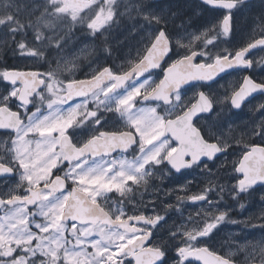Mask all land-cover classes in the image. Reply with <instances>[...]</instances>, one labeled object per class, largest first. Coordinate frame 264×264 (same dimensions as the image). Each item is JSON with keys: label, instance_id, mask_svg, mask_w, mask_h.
Returning <instances> with one entry per match:
<instances>
[{"label": "snow or ice", "instance_id": "snow-or-ice-1", "mask_svg": "<svg viewBox=\"0 0 264 264\" xmlns=\"http://www.w3.org/2000/svg\"><path fill=\"white\" fill-rule=\"evenodd\" d=\"M241 6H246V0H200L209 16L208 27L182 36L169 32V17L142 0L137 14L154 25L146 42L124 64L101 66L86 80H61L59 69L52 68L43 73L0 69V82L5 85L0 93V130L11 138L10 153L0 158V177L17 181L15 188L0 192L4 213L0 216V264H125L129 256L135 264H236L235 253L220 254L209 246L214 230L229 218L230 209L220 207L223 187L219 188L220 201L209 198L210 187L191 196L177 195V201L186 199L207 207L200 209L202 216L199 212V218L190 215L159 239L156 233L166 220L154 205L152 215H146L143 208H133L129 214L120 202L109 206V194L124 196L132 185H147L155 171L172 174L201 165L207 168L202 158L213 160L231 147L219 136L213 140L212 124L205 130L196 126L194 118L212 113L214 104L221 102L199 89L211 88L218 77L223 78L221 74L253 69L252 50H264L262 11L259 38L254 34L246 44L214 51L221 37L232 35L234 10ZM40 7L43 11L32 19L33 10L27 23L14 0H5L0 7V27L12 37L13 53L37 62L45 59L47 46L55 42L61 48L64 40L61 35L48 36L45 30L63 26L68 35L80 26L100 38L121 16L118 0H44ZM29 30L30 41L26 39ZM103 43L100 50L106 52V40ZM179 49H184L182 55ZM174 52L179 58L172 60ZM199 58L203 59L197 62ZM156 69L162 72L158 82L152 78ZM189 90L193 95L186 99ZM253 94L264 96V80L257 82L245 75L224 100L231 108L241 109ZM74 97L83 99L65 109ZM89 100L95 107L88 108ZM142 102L156 103L137 107ZM256 107L261 118L250 133L264 140V103ZM104 113L118 114L123 127L101 130L113 118L105 119ZM85 125L92 135L80 139L78 129ZM240 143L244 150L233 166L235 183L228 190L237 201L242 193L264 189V146ZM118 149L121 155L113 156ZM129 150L134 154L131 160L123 155ZM259 199L260 215L247 225L258 226L264 233V192ZM29 206L37 210L29 211ZM172 207L166 205L164 210ZM240 208L245 205L241 203ZM256 220L261 222L257 225ZM256 253L264 264V239L251 246L244 264L249 260L254 264Z\"/></svg>", "mask_w": 264, "mask_h": 264}, {"label": "rangeland", "instance_id": "rangeland-1", "mask_svg": "<svg viewBox=\"0 0 264 264\" xmlns=\"http://www.w3.org/2000/svg\"><path fill=\"white\" fill-rule=\"evenodd\" d=\"M133 1L134 0H118L120 4L119 12L121 15L124 14L131 16L133 14L132 12L136 11L134 9L135 4ZM136 1H139V3L140 1L142 2V0ZM150 1L152 0H143V2L147 4H149L148 2ZM14 2L20 5L22 12L21 19L25 23L28 22V15L29 13L33 12V10H35V14L31 17L32 19H35L36 16H38L40 12L43 11L40 6L44 3V0H14ZM129 2L130 4L127 5ZM4 3V0H0V7H2ZM122 8L125 9L124 12H122ZM249 25L250 23L247 22L246 28L248 29L249 34H246L240 39H248L258 31L257 29L259 28H257L254 22H252L250 26ZM260 30L261 29H259V32ZM27 34H30V38H32L31 30H29ZM30 38L26 35L27 40ZM16 39H20V37L18 36ZM12 44V37L8 35L6 29L0 27V63L5 58V55L9 51V48ZM227 46L228 44H225L224 46L221 45L220 50L226 49ZM231 49H233V47L229 48V50ZM13 65H18L21 67H36L37 61L18 56V59L13 62ZM238 82L239 78L235 77L230 78L225 82L223 81L218 85L221 109L220 117L213 120L214 126H217V131L214 133V138L219 136L221 139L231 145V147H229L222 156L213 162H205L207 164V168H204V166L201 165V167L187 170L186 172L181 173L179 176L175 175L174 173L165 174L163 171H155L153 175L148 178L147 185H132V191L127 192L124 196H121L117 192L109 194V206L120 202V206L128 209L132 204L135 208L151 210L150 215H152L154 205L155 211L160 215L165 216L166 223L163 221L164 224L160 227L158 233L159 235H162L163 232L166 233V238L168 235V230L172 228L173 225H179L182 222H186L190 215L197 217L198 212L202 216L203 212H201L200 209L202 207H207L206 204H193L190 200L186 199L183 202L177 201V195L181 197L191 196L198 194L202 190L210 187L212 191L209 192V198L214 201H220L221 193L219 192V188L223 187L224 192L222 195L224 199L220 201V207L222 210L225 208V206L230 209L229 218L219 225L218 230H214L209 240V246L220 254L229 252L235 253L233 259L236 261V263L244 264L247 252L251 251V246L264 239V233L260 231L258 226L251 227L247 225V221L249 219H251L253 216L258 217L260 215L262 204L259 197L262 192H264V189L258 187L257 191L253 192L251 195L242 193L238 198V201L231 197L228 190L230 186L235 183V181L231 179L232 176L236 175L232 171L233 166L235 162L241 158L242 152L244 150V144H237V141H243L244 143H255L259 146H264V140L258 136L251 135L250 133V128L253 126V123L258 122L261 118V113L256 107L258 104L250 106L243 116L237 114L231 116L230 110L227 109L228 107L226 106V101L224 100L225 94L230 96L233 89L237 87ZM1 84L2 82H0V93H3L4 91L1 90L3 86ZM70 106L65 104L63 107L66 109ZM116 119L120 120L119 116H117ZM83 130H85L84 126L78 129L79 132H83ZM0 144H2L1 148H3L4 141L2 140ZM16 182L17 181L15 180L4 184V191H7L9 188H15ZM129 184L131 185L132 182H129ZM170 189L174 191L166 195L165 193ZM241 203L245 205L244 209L240 208ZM169 204L173 205V207L165 211V206ZM144 205H149V207L144 208ZM177 208H179V211H177ZM36 210V207L29 209V211ZM181 213L183 214L182 216ZM3 214V211L0 212V216ZM35 219L42 220V217L37 216ZM233 220L236 221L235 224L231 222ZM260 222L261 221L259 220L254 221V223L257 225ZM69 227H71V224H69ZM65 235L68 236L69 233H66ZM94 238H98V236ZM241 246H248L247 250L237 251V249ZM89 251H91V249H89ZM254 255V263L260 264L259 254L256 253ZM252 263V260L248 261V264ZM125 264H128V262L125 261Z\"/></svg>", "mask_w": 264, "mask_h": 264}, {"label": "flooded vegetation", "instance_id": "flooded-vegetation-1", "mask_svg": "<svg viewBox=\"0 0 264 264\" xmlns=\"http://www.w3.org/2000/svg\"><path fill=\"white\" fill-rule=\"evenodd\" d=\"M133 2L135 4L134 9L136 11H133V14L131 16L122 14L117 22L109 29V31L105 32L103 37L97 38L96 36L90 35L86 30V27L84 28V30H81L80 26L73 28L68 35H64L66 32H68V30L63 26H58L51 30H45L46 34L50 37L55 35L64 36V40L61 42V48H57L56 43L53 42L50 46H47L45 48V59L38 61L36 67H21L18 65H13V62L18 59V55H16L15 57V54L12 51L14 45L12 44L9 48V51L5 55V58L0 63V69L5 67H15L21 69L36 70L43 73L48 71L49 68H52L59 69L58 78L61 80H65L66 78L86 80L89 79L91 74L101 66L111 67L113 65L124 64L130 57L136 55L137 50L141 48L146 42L154 27V25L149 26L144 21L143 17L137 14L136 6L140 4L141 1L140 3L136 0H134ZM148 3L152 5L155 10L162 11L169 17L167 23V29L169 32L179 33L182 36L187 33L199 34L200 32H203L206 27H208L209 16L205 14L201 9L200 0H152ZM129 4L130 2L127 3V5ZM124 11L125 9L122 8V12ZM262 11H264V0L246 1V6H241L238 11L234 10L232 21L233 33L228 38L221 37L220 41H218L219 48L214 49V51L220 50L221 45L224 46L225 44H228L226 49L246 44L253 37L252 36L248 39H240L246 34H249L248 29L246 28V23L249 22L251 25L252 22H254L257 28L261 29L258 17ZM259 29H257L258 31L255 33L256 38H259ZM27 36H29V38L31 37L30 34H27ZM31 39L32 38L28 40ZM105 40L108 51L102 52L100 49L105 46L103 43ZM184 43L187 44L188 40L185 39ZM179 52L182 55L184 49H179ZM171 55L172 60L179 58V54L176 52L172 53ZM249 58L254 60L253 69H249L247 71H232L230 75H224L222 79L218 78L217 81L212 84L211 88L205 86L204 88L199 90L205 91L213 97H219L218 85L230 78H239V82L236 88H238L239 84L242 82L243 76L245 75L251 76L257 82L264 80V50H261L260 48L252 50ZM201 59L203 58H199L197 62H199V60ZM172 60H169L168 63H171ZM162 67H167V64L162 65ZM152 78L158 82V80L162 78L161 70H152ZM1 85L3 86L1 90L4 91V83H2ZM192 95V91L189 90L186 94V99L192 97ZM82 99L83 98L81 97L72 99L71 101H68L67 105L72 106L76 103H80ZM260 100L261 103H264V96L256 95L245 102L239 110L231 108L230 102H226V106L228 107L227 109L230 110L231 116L236 114L243 116L250 106L254 104L259 105ZM13 101H15V98L13 99ZM155 103L156 102H142L137 106H151ZM11 106L12 110L15 111V103H13ZM93 107H95V104L91 100H89L88 108L91 109ZM220 109L221 102L214 104V111L212 113L200 114L199 119L194 118L196 126L207 130L208 125L212 124V132L213 134L216 133L215 131H217V126H214L213 120L220 117ZM217 114H219V116H217ZM110 116L113 118L109 120V123L105 126V128H102L101 130H114L116 128L123 127V122L116 119V117L119 116L118 114L104 113L105 119ZM84 128L85 130H83V132H80V139H87L92 135V131L86 125L84 126ZM214 136L213 140L215 139ZM2 140L4 141V146L3 148H1L2 144H0V158H5L10 153L11 148V138L5 133V131H0V143ZM112 155L119 157L121 155L120 150L118 149ZM123 155L128 160H131L133 159L134 154L131 150H129V152L124 153ZM54 174L62 175L63 173H56V170H54ZM12 181L15 180L5 178L0 179V192H4V184ZM133 208L135 207L131 204L128 208L129 214H131V210ZM2 211L3 210H0V212ZM144 212L146 215H150L151 210L146 209L144 210ZM163 224L164 222L162 221L161 225ZM156 236L157 238H165L166 233L163 232L162 235H159V233L157 232ZM125 261H131L132 264H134L131 256L127 257Z\"/></svg>", "mask_w": 264, "mask_h": 264}, {"label": "water", "instance_id": "water-1", "mask_svg": "<svg viewBox=\"0 0 264 264\" xmlns=\"http://www.w3.org/2000/svg\"><path fill=\"white\" fill-rule=\"evenodd\" d=\"M157 1H160V0H157ZM246 1H250V0H246ZM257 49H259V48H257ZM254 50H256V49H254ZM221 76H224V74H221ZM219 78V77H218ZM217 78V79H218ZM256 95H259V94H253V96L252 97H254V96H256ZM252 97H249L248 98V100L249 99H251ZM76 98H79V97H74L73 99H76ZM247 100V101H248ZM247 101H245V102H247ZM235 110H239V109H235ZM0 131H5V130H0ZM225 153V152H224ZM224 153H219V154H217V158L218 157H220V156H222ZM217 158H214L213 160H208L207 158H202L203 160H204V162H213L215 159H217ZM190 170V169H189ZM184 171H187V170H182V172H184ZM173 172H174V170H173ZM175 173V172H174ZM176 175H179V174H181V173H175ZM0 179H3L2 177H0ZM193 203V202H192ZM197 203H199V202H197ZM33 208H35V206H29V209H33ZM69 224H71V221H69ZM132 258V257H131ZM134 261V260H133ZM194 263H197V264H200V262H198V261H193ZM134 264H135V261H134ZM237 264V263H236ZM253 264V263H252ZM254 264H257V263H254Z\"/></svg>", "mask_w": 264, "mask_h": 264}, {"label": "bare ground", "instance_id": "bare-ground-1", "mask_svg": "<svg viewBox=\"0 0 264 264\" xmlns=\"http://www.w3.org/2000/svg\"><path fill=\"white\" fill-rule=\"evenodd\" d=\"M134 18V17H133ZM136 18V17H135ZM135 20V19H134ZM140 21V20H139ZM134 22V21H133ZM127 23V22H126ZM136 23H137V21H136ZM145 26V25H144ZM143 27V26H142ZM141 28V27H140ZM138 31H140V30H138ZM83 37V36H82ZM72 41V40H71ZM81 41V40H80ZM77 42V41H76ZM79 43V42H78ZM75 44V43H74ZM89 68H90V66H89ZM88 68V69H89ZM87 71V70H86Z\"/></svg>", "mask_w": 264, "mask_h": 264}]
</instances>
